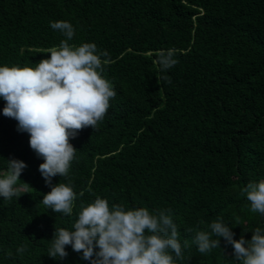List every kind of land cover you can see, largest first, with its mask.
<instances>
[{"label": "trees", "instance_id": "obj_1", "mask_svg": "<svg viewBox=\"0 0 264 264\" xmlns=\"http://www.w3.org/2000/svg\"><path fill=\"white\" fill-rule=\"evenodd\" d=\"M55 21L73 25L70 44L108 53L103 76L116 96L95 130L70 140L68 176L52 180L76 193L71 216L41 204L51 190L44 161L0 99V172L9 159L27 165L19 196L0 197V264H90L71 246L64 260L48 248L55 227L73 230L81 204L97 196L110 207L171 209L184 256L176 264H237L222 238L206 254L193 240L217 218L237 240L264 230L240 191L264 179V0H0V67L49 59L66 39ZM169 51L177 63L162 70Z\"/></svg>", "mask_w": 264, "mask_h": 264}, {"label": "clouds", "instance_id": "obj_2", "mask_svg": "<svg viewBox=\"0 0 264 264\" xmlns=\"http://www.w3.org/2000/svg\"><path fill=\"white\" fill-rule=\"evenodd\" d=\"M50 27L66 39L59 47L47 49L50 58L40 60L35 67H0V99L5 101L3 115L17 121V130L29 135L30 148L44 161L39 171L51 190L42 194L41 204L54 213L71 216L76 193L70 184L53 185L52 180L57 175L68 176L77 151L70 140L85 128L96 129L116 92L103 76L107 61L102 57L107 52H99L95 43L70 44L75 35L70 22L55 21ZM159 62L162 70L177 63L171 51L162 54ZM26 167L23 161L7 160V170L0 172V197L11 200L19 196L21 189L16 185ZM23 186L30 187L24 182ZM240 191L250 202L251 211L264 216V179L248 182ZM80 208L73 230L55 227L48 248L50 258L66 259L68 246L82 253L81 258L90 264H176L177 258H184L171 209L154 214L147 208L126 209L122 204L110 207L108 200L99 196ZM208 229L196 231L193 240L201 254L220 247L222 238L233 248L237 264H264L261 228L252 232L251 240L243 234L235 239L232 227L219 218ZM183 247H189L188 241ZM25 250L26 246H20L17 252Z\"/></svg>", "mask_w": 264, "mask_h": 264}]
</instances>
